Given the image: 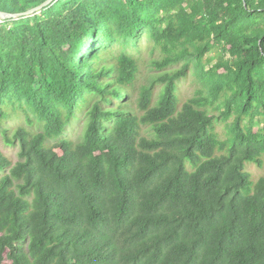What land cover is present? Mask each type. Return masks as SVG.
Instances as JSON below:
<instances>
[{
  "label": "trees",
  "instance_id": "obj_1",
  "mask_svg": "<svg viewBox=\"0 0 264 264\" xmlns=\"http://www.w3.org/2000/svg\"><path fill=\"white\" fill-rule=\"evenodd\" d=\"M0 130L19 149L0 150V264H264V177L244 170L264 166V0H57L2 22Z\"/></svg>",
  "mask_w": 264,
  "mask_h": 264
},
{
  "label": "rangeland",
  "instance_id": "obj_2",
  "mask_svg": "<svg viewBox=\"0 0 264 264\" xmlns=\"http://www.w3.org/2000/svg\"><path fill=\"white\" fill-rule=\"evenodd\" d=\"M12 19L13 18L4 20V19L0 18V23L9 22V21H12ZM142 41L143 42H141V44L139 46L140 52H141V55L147 56L149 54V51H148L149 48L147 45L146 37H143ZM213 56H214L213 54L208 55V57H211V58H213ZM215 63H216V60L213 62V64H215ZM195 88H196V82H194L193 79H190L186 82H183L181 84V88H180L181 100H185L188 97H190L193 94ZM84 122H85V116L84 115H82L80 117V120L72 122L67 128V131L65 133V137L70 138V140H72V141H78L79 139H81L82 133L84 131ZM17 125H20V123L16 120H10L6 123V127H8V128H13ZM221 127H219L220 130L222 129ZM0 150L4 154L9 156L13 163H15L18 160V151H19L18 147L17 146L16 147L7 146L4 143L3 136L1 134V130H0ZM262 160L264 162V156H263ZM244 170H245V172H247L251 176H253L255 179H258L259 177H264V166L262 169H259L255 164L246 163Z\"/></svg>",
  "mask_w": 264,
  "mask_h": 264
},
{
  "label": "water",
  "instance_id": "obj_3",
  "mask_svg": "<svg viewBox=\"0 0 264 264\" xmlns=\"http://www.w3.org/2000/svg\"><path fill=\"white\" fill-rule=\"evenodd\" d=\"M57 0H48L45 3H43L41 6L34 8L32 10H29L27 12H25L24 14H19V15H7L4 13H0V18L6 20V19H18V18H26V17H31L34 16L36 14H41V12L45 9L48 8L50 6H52L54 3H56Z\"/></svg>",
  "mask_w": 264,
  "mask_h": 264
}]
</instances>
